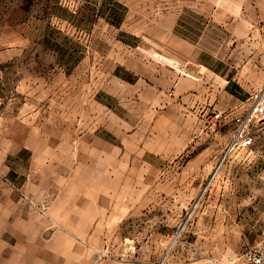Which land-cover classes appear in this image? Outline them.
Segmentation results:
<instances>
[{"label":"rangeland","instance_id":"1","mask_svg":"<svg viewBox=\"0 0 264 264\" xmlns=\"http://www.w3.org/2000/svg\"><path fill=\"white\" fill-rule=\"evenodd\" d=\"M216 1L0 0V123L17 143L39 128L42 143L56 144L79 138L101 115L110 123L112 112L146 122L155 111L148 88L164 75L160 68L183 72L173 39L198 40ZM207 36L205 50L218 45ZM220 131L219 157L201 169L198 187L183 184V151L155 169L135 165L154 180L126 185L137 189L139 211L124 236L154 264L211 252L238 256L264 238V128L257 126L250 148L233 152L232 133Z\"/></svg>","mask_w":264,"mask_h":264},{"label":"crops","instance_id":"2","mask_svg":"<svg viewBox=\"0 0 264 264\" xmlns=\"http://www.w3.org/2000/svg\"><path fill=\"white\" fill-rule=\"evenodd\" d=\"M216 2L198 40L173 39L183 72L160 68L164 75L148 88L155 111L146 122L134 112H112L110 123L101 115L79 138L56 144L42 143L39 128L17 143L9 124L0 123V264L155 263L124 236L139 211L138 191L126 185L154 180L135 165L155 169L183 151V184L198 187L201 169L219 157L220 129L233 136L235 116L264 86V0ZM208 32L220 36L205 50L200 41ZM22 153L30 159L22 162ZM239 256L211 252L183 264H243Z\"/></svg>","mask_w":264,"mask_h":264},{"label":"built area","instance_id":"3","mask_svg":"<svg viewBox=\"0 0 264 264\" xmlns=\"http://www.w3.org/2000/svg\"><path fill=\"white\" fill-rule=\"evenodd\" d=\"M160 61H165L162 56L155 55ZM216 120L221 118L220 114L214 116ZM234 132L228 146V152L238 149L250 148L253 144L257 126L264 127V86L253 93L249 98V107L246 112L235 116ZM215 122L208 123V129L212 130ZM243 264H264V238L254 243L247 251L238 257Z\"/></svg>","mask_w":264,"mask_h":264}]
</instances>
